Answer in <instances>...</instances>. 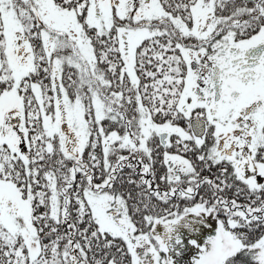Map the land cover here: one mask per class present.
<instances>
[{
    "label": "flooded vegetation",
    "instance_id": "obj_1",
    "mask_svg": "<svg viewBox=\"0 0 264 264\" xmlns=\"http://www.w3.org/2000/svg\"><path fill=\"white\" fill-rule=\"evenodd\" d=\"M91 9L99 24L90 26L88 33L97 43L95 72L100 91L103 80L109 95L127 102L143 99L156 67L150 54L158 51L160 81L161 60L172 59L167 65L177 67L173 71L178 83L174 129L164 131L152 144L141 139L135 140L137 146L128 147L125 140H118L123 146L118 150L107 144L102 124L86 140L74 128L72 118H65L62 141L53 143L63 158V187L54 188L51 177L47 189L43 180L52 173L37 171L38 131L32 114L37 115L35 106L41 95L57 96L67 110L66 100L77 92L70 86L68 62L63 71L50 67L52 47L60 44L58 48L64 50V34L46 27L30 9L20 12L21 31H15L10 49L0 46V148L14 155L20 176L17 189L36 195L32 204L36 226L47 219L52 222L49 199L55 189L68 222L70 213L77 212L84 226L99 227L89 201L92 196L109 216V225L131 229L129 245L106 233L110 244L121 245L125 261L121 264H172L174 258L180 259L178 264H190L186 245L199 221L187 217L197 208L192 202L195 195L222 178L244 183L245 163L256 166L263 154L264 0H88L80 16L90 14ZM106 17L111 20L109 27L102 26ZM0 22L2 38L1 11ZM45 30L50 32L48 39ZM52 83L54 91L47 90ZM109 121L114 124H110L112 130L118 131L119 119ZM194 121L204 125L203 136L193 130ZM63 135L69 136L66 142ZM71 140L78 146L75 151L69 148ZM52 153L53 149L51 157ZM43 194L49 196L47 205L40 199ZM44 210L51 211L46 220L38 215ZM168 215L180 219L162 225L161 217ZM161 227L169 228L164 240L168 244L151 246L150 229H160L161 236ZM25 246L28 249L26 242ZM117 262L111 259L108 264Z\"/></svg>",
    "mask_w": 264,
    "mask_h": 264
},
{
    "label": "rangeland",
    "instance_id": "obj_2",
    "mask_svg": "<svg viewBox=\"0 0 264 264\" xmlns=\"http://www.w3.org/2000/svg\"><path fill=\"white\" fill-rule=\"evenodd\" d=\"M87 1L88 0H81L76 6L65 8L56 0H0V11L4 20L3 26L5 33V35L0 38V46L2 44L5 45L4 49H10L15 31H21L19 20L20 12H28L30 9L38 14L40 20L46 27L64 34L61 39L63 40L62 45L64 47L62 49L64 50L58 48L61 46L60 44L59 46L54 45L51 49V55L49 54L50 57L48 58H50V67L55 65L57 69L61 71L65 70L63 66L68 62L70 65L71 78H73L70 86H74L77 96H71L72 99L66 100L68 103L67 110L62 108V103L57 96L51 95L49 97L47 95L45 98L42 95L41 97L39 96L37 115L32 114V118H35L33 123L36 125L35 129L38 131V136L42 137V139L46 137L47 144L45 148L47 151L51 152V149L54 151V148H56L53 144L55 140L60 139V141H62L63 126L66 123L64 119L72 118L74 128L78 131V134L83 135L86 140H88L90 136L95 135L100 124H102V130H104L102 134L104 139L107 140V144H114V146H117L118 150H123V146L122 144H118V140H125L128 147L137 146L135 140L140 141L141 139L152 144L154 141L159 140L164 131L174 129L171 124L175 122V117L178 115L177 106L176 112L172 116H153L150 109L146 108L143 104L142 99L127 102L125 99L114 97L106 93L104 90L106 86L108 87L106 81L102 80V90L100 91L98 82L99 77L95 72L98 50L96 47L97 43L93 36L90 37L88 33L90 26L99 27V24L95 21L94 9H91L89 12L90 14L80 16L87 6ZM105 24L108 27L111 24V20L107 17L106 22H102V26L104 27ZM49 36H51L50 32L47 31V39ZM66 53L67 56H65ZM150 55L152 57V54ZM132 57L133 56H131V58ZM63 59L65 60L63 61ZM154 60L155 57L150 58L151 63L155 62ZM169 61L171 62L173 60L170 59ZM168 67L173 71L177 69L174 63L170 66L168 65ZM72 71L74 73H72ZM54 87V83L46 86L47 90L51 89L52 91H54ZM130 108L137 109L138 113L135 114ZM111 113L114 115L112 116ZM116 113L119 117L115 115ZM116 117L119 119V132L117 130H112L114 129V124H112V121H109V119L116 120ZM176 123L178 122L176 121ZM198 125L200 126V122ZM105 131L110 133L106 134ZM64 135L63 138L66 142L69 136L67 137ZM70 142V150L75 151L78 146L73 145V140ZM71 158L73 157L71 156ZM245 165L248 171L244 172L242 175L246 178L245 181L248 185L253 189L263 186L264 149L261 160L256 166H250V162H246ZM249 167H251V170H249ZM41 169L39 168V170ZM47 171L48 170H45L43 172ZM45 177H47L46 181L49 184L47 185V189H49L51 187V177H53V175L49 176L48 174V176ZM53 181L55 182L54 188L58 187L56 179H53ZM16 182L17 178H15L13 182L0 178V223L5 225L12 233L19 236L22 245L25 246L26 242L28 246V257L30 258V255H32L30 264H57L56 256L59 253L58 249L52 250V254L45 255V253H41L45 246L40 247L39 242L44 238L46 232L43 228L39 229L34 223L35 215L32 204H35L36 195L32 193L27 194L23 191L20 192V190L17 189ZM53 193V197L49 199L50 204H52L51 217L59 221L62 215L61 221L66 220L67 213L61 211V202L55 195V189ZM46 196L47 198L49 197L48 195ZM46 196L43 201L47 205ZM90 197L91 199L89 201L93 205L94 215L101 224L97 227V230L103 234L102 236L104 238L106 237V233H108L113 237L111 238L112 240L114 237H120L126 240L129 245L131 242L129 238L131 229L128 227H118L116 224L109 225V222H107L109 216L104 210L99 208L98 201L92 199V196ZM195 204L197 208L192 209V212L189 213L190 217H187L199 221L198 225H195V227L193 225V229L195 230L194 237L188 240L186 245L187 251L189 252V258H187V260L190 264H223L230 258L232 259L242 255H247L251 260L256 261V263L264 264V236L258 238L252 244L246 245L245 239L238 236L235 231L232 230V228L237 227L236 221L227 220L228 224L224 223V220H222L217 210L206 208L199 201ZM73 213L75 212L70 213V222L74 217ZM38 215L40 216L41 213L38 212ZM177 217L178 216L171 217V215L163 216L161 217V224L167 225L169 222L177 221L180 219V216ZM187 218L185 217V219ZM168 230L169 228L161 227V236H159L160 229H150L148 242L151 246L157 247L160 243L161 246L167 245L168 243L164 242V240L168 237V234H165ZM73 232L74 231L71 232L72 236ZM70 244V250L72 252L77 251L76 248L73 247V242ZM77 246L78 250L85 254L83 247L80 245ZM25 248L27 247L25 246ZM66 251L68 252V249H64L61 252L64 264H70ZM42 254L45 257H43ZM171 263L178 264L180 263V259L174 258Z\"/></svg>",
    "mask_w": 264,
    "mask_h": 264
},
{
    "label": "trees",
    "instance_id": "obj_3",
    "mask_svg": "<svg viewBox=\"0 0 264 264\" xmlns=\"http://www.w3.org/2000/svg\"><path fill=\"white\" fill-rule=\"evenodd\" d=\"M56 1L65 8L74 7L79 2L76 0H65L66 2L63 3L60 0ZM151 54L152 57H155L154 67H156L148 80L146 85L147 93L143 95L142 101L146 108H149L153 113V116L169 117L176 112L178 83L174 78L173 70L167 65L170 63V59L168 58L161 60V65H165L164 68L162 66L161 81L159 80L158 51L151 52ZM28 102L29 105L33 103L30 100ZM37 106L38 104L35 107L37 108ZM36 143L37 170L42 168L38 173L45 170L50 172L51 170L53 177L57 181V186L63 187V158L61 152L55 149L51 157L50 152L45 148L46 137L42 139V137L38 136ZM0 178L10 182H13L17 178L15 184L18 187V178L20 176L17 174L16 161L14 155L7 148H0ZM41 178L42 175L39 176V183L42 182ZM220 180L221 182L214 183L215 186H205L198 195H195V199L192 202L196 203L199 201L204 207L217 210L224 223H227V220L236 221L237 227L232 228V230L238 236L245 239L246 245L252 244L258 238L264 236V185L253 189L246 181L241 184H233L230 178H222ZM43 181L47 188L49 184L46 180ZM45 196L43 194L41 198L44 199ZM45 199H47V196ZM187 203L190 204L188 201ZM50 212H46L45 210L42 212L41 215L44 216V220L50 218ZM167 213L170 212L167 211ZM78 214L76 212L73 213L74 217L71 222L70 220L69 222L67 220H60L59 224H57V221L51 217L52 222L47 219L46 222L38 226L39 229L43 228L47 233L40 240L43 246H45L41 253H45V255L51 254V250L58 249L59 253L56 256L57 264H64L61 254L64 249H68L69 253L67 251L66 253L70 264H108L111 259L117 260L118 264L125 262L121 252V245H118L119 243L110 244L109 242L111 241L106 240L102 236L103 234L97 230V227L84 226L79 221L81 218L78 217ZM72 231H74L73 236L71 235ZM71 242H73V247L77 251L72 252L70 250ZM77 245L83 247L85 254L78 250ZM49 246L52 248L50 249ZM113 248L117 249H114L116 252L112 250ZM42 256L45 257L43 254ZM242 256L230 258L223 264H259L251 260L247 255ZM0 264H29L27 249L21 244L19 236L12 233L1 223Z\"/></svg>",
    "mask_w": 264,
    "mask_h": 264
},
{
    "label": "water",
    "instance_id": "obj_4",
    "mask_svg": "<svg viewBox=\"0 0 264 264\" xmlns=\"http://www.w3.org/2000/svg\"><path fill=\"white\" fill-rule=\"evenodd\" d=\"M58 92H59V90H58ZM199 124V122L198 121H194L193 122V130L199 135V136H203V134H204V128H203V126H199L198 125Z\"/></svg>",
    "mask_w": 264,
    "mask_h": 264
}]
</instances>
